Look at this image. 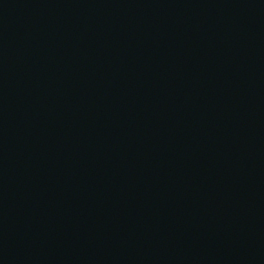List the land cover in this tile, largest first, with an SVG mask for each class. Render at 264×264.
<instances>
[{
  "label": "water",
  "instance_id": "1",
  "mask_svg": "<svg viewBox=\"0 0 264 264\" xmlns=\"http://www.w3.org/2000/svg\"><path fill=\"white\" fill-rule=\"evenodd\" d=\"M0 264H264V0H0Z\"/></svg>",
  "mask_w": 264,
  "mask_h": 264
}]
</instances>
